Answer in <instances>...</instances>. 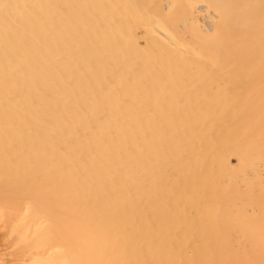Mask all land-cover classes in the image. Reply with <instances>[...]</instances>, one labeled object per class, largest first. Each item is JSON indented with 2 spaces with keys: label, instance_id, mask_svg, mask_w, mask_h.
Masks as SVG:
<instances>
[{
  "label": "bare ground",
  "instance_id": "6f19581e",
  "mask_svg": "<svg viewBox=\"0 0 264 264\" xmlns=\"http://www.w3.org/2000/svg\"><path fill=\"white\" fill-rule=\"evenodd\" d=\"M0 264H264V0H0Z\"/></svg>",
  "mask_w": 264,
  "mask_h": 264
}]
</instances>
